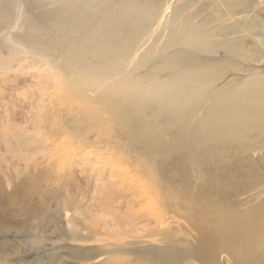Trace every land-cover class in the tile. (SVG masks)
<instances>
[{
    "label": "bare ground",
    "instance_id": "6f19581e",
    "mask_svg": "<svg viewBox=\"0 0 264 264\" xmlns=\"http://www.w3.org/2000/svg\"><path fill=\"white\" fill-rule=\"evenodd\" d=\"M20 1L0 0V19L6 18V25H14L17 34L0 36V59L4 62L0 64V73L20 75L23 70L27 79H57L51 93L40 89L39 96L54 97L59 104L61 99L66 101L65 95L62 98L63 71L52 73L50 57L42 55L45 46L53 42L48 33L58 38L56 49L61 48L60 59H64V47L75 43L77 36L91 39L83 42V46H96L93 54L97 59L105 49L100 43L101 34L122 35L126 24L121 19L102 16L98 9L100 0L86 1L82 8L54 0H26L19 5ZM247 5L251 7L252 3L223 0L221 15L217 18L204 15L203 22L193 16L195 10L182 23L174 17L165 45L160 49L153 47L158 52H169L161 68L167 73L165 82L156 81L152 87L141 89L138 70H130L126 78L135 86L126 87L133 95L125 97L124 106L109 114L110 125L100 120L106 115L105 110L92 111V120L100 131L105 128L121 139L125 149L140 154L135 160L147 178L142 179L140 171L127 174L118 164H107L110 178L106 181L97 178L105 189L94 197L92 205L97 211H102L104 205L108 210H117L106 216L108 222H97L95 228H89L76 239L81 242L90 237L93 243H98V249L88 250V260L103 254L108 261L102 264H264L261 240L264 208L249 205L243 209L245 203L234 206L232 200L253 186L251 182L247 184L248 178L256 186L258 183L251 166L241 165V161L250 159L239 158L240 137L236 131L246 123L243 129L250 139L264 133V74L252 71L253 65H264V0H259L255 9ZM29 8L36 10V14H31ZM133 9V18L148 25L151 19L145 5ZM90 16L98 19L90 24ZM214 19L222 21L216 27L219 40L215 35L205 38L212 33L208 28ZM243 25L245 28H241ZM238 30L254 35V40L242 35L235 37ZM128 41L133 45L132 39ZM134 48H130L132 52ZM218 50L225 53L226 63L219 62ZM114 52L120 59L119 54L126 50L118 45ZM126 55L132 59L129 51ZM56 65L61 64L57 61ZM145 131H150L148 138L142 136ZM228 143L235 144L234 153L224 147ZM183 147L190 151L188 161L184 158L174 163L176 166L162 168L163 164L144 160ZM110 155L114 154L109 152ZM96 156L102 161V157ZM224 160L236 162L233 173L225 175L221 171L218 161ZM196 169H200L197 176L193 174ZM210 170L218 174H213L214 179L209 182L206 173ZM122 189L126 190L127 198L121 195ZM116 194L123 200L117 198L121 203L116 202ZM123 223L132 227L120 231Z\"/></svg>",
    "mask_w": 264,
    "mask_h": 264
},
{
    "label": "rangeland",
    "instance_id": "374dc122",
    "mask_svg": "<svg viewBox=\"0 0 264 264\" xmlns=\"http://www.w3.org/2000/svg\"><path fill=\"white\" fill-rule=\"evenodd\" d=\"M54 1L82 8L89 0ZM221 1L223 0H108L105 4L104 0H100L98 9L102 16L111 20L121 19V23L126 25L122 35L101 34L100 43L105 49L97 59H94L93 54L96 46H83V42L91 39L80 36L74 38V41L77 40L75 43L64 47V59H60L61 48L56 49L59 46L58 38L54 39V33L49 32L48 36L53 42L45 46L42 55L50 57L48 62L52 73L63 71L62 98L65 95L66 101L61 99L59 104L55 103L57 99L54 97L46 95L41 99L39 96L40 89L44 93H51L57 79H27L23 70L20 75L6 76L0 73V264H102L108 261V257L103 254L88 260V250L98 249V243H93L90 237L81 242L76 239L81 238L82 233H87L89 228H95L99 221L108 222L106 216H111L117 210L113 212L104 205L102 211H97L98 208L92 205L94 197L105 189L98 180L106 181L110 178L107 164H118L127 174H132V170L140 171L139 161L135 160L140 154L132 149H125L121 139L105 128L100 131V127L92 120V111L105 110L106 115L100 120L110 125L109 114L124 106L122 101L125 97L133 95L132 90L126 87L127 84L135 86L126 78L130 70H138V82L143 86L141 89L152 87L156 81L163 84L167 73L162 72L161 68L169 52H158L153 47L160 49L165 45L168 28L174 17L182 23L195 10L193 16L199 22L204 21V15L217 18L222 11ZM246 2L252 3L251 7L247 6L254 9L259 4V0ZM23 3L26 0L20 1L19 5ZM140 5H145L149 12L151 20L148 25L133 18V8ZM28 10L33 15L37 12L31 8ZM96 19L98 18L90 16V24ZM221 25V19L211 20L208 31L212 29V33L205 38L215 35V39L219 40L216 27ZM244 26L241 28H245ZM15 32L14 25H6V18L0 19V36L3 34L5 38L8 34L17 35ZM241 35L254 40V35L240 30L235 37ZM129 39L133 40V45H130ZM118 45L126 50L123 55L119 54L120 59H117L118 54L114 52ZM130 48L136 50L132 52ZM128 51L132 56L130 60L126 55ZM218 55L220 63L228 61L222 50H218ZM57 61L61 64L58 67ZM1 63L4 62L0 59ZM252 68V71L258 70L257 74H264V65H253ZM149 69H152L151 73L145 75ZM117 81L123 84H115ZM101 102L106 104L102 105ZM147 115L149 118L150 115ZM245 126L246 123L236 131L240 137L238 156L241 160L250 159L241 161V165L251 166L258 183L256 186L254 180L248 178L247 184L251 182L253 186L244 189L242 195L239 193L233 196L232 200L235 202L234 206L245 203L241 207L243 209L249 205H262L264 208V133H257L250 139L244 132ZM149 135L150 131L142 132L143 137L148 138ZM224 147L231 153L236 150L234 143H228ZM169 150L160 153L157 158L145 157L144 160L153 162L154 165L163 164L162 168L176 166L184 158L188 161V148ZM109 152L114 155L108 156ZM95 156L102 157V161ZM218 163L225 175L234 172L232 167L235 161L228 163L224 160ZM129 167L131 168L128 169ZM199 172L200 169H196L193 174L197 176ZM206 174L210 176L206 179L210 182L214 179L212 175L218 173L210 170ZM98 177L101 179H97ZM140 177L146 179V173L140 171ZM120 193L126 197L125 189ZM120 193H117L118 196ZM117 194L116 202L121 203L117 198L123 200ZM121 214L123 212L119 215ZM122 226L121 229H116L126 231L132 227L126 223ZM98 230L100 231L99 228ZM261 240L264 254V230Z\"/></svg>",
    "mask_w": 264,
    "mask_h": 264
}]
</instances>
